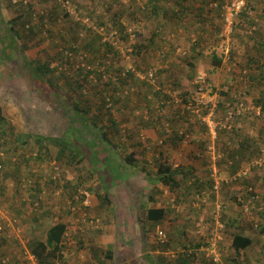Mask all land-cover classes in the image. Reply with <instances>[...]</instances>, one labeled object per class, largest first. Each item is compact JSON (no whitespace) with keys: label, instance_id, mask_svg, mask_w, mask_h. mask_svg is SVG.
<instances>
[{"label":"rangeland","instance_id":"1","mask_svg":"<svg viewBox=\"0 0 264 264\" xmlns=\"http://www.w3.org/2000/svg\"><path fill=\"white\" fill-rule=\"evenodd\" d=\"M228 1L0 0V101L14 126L0 169V210L8 224L1 233V264H38L40 259H31V244L45 237L54 210L72 206L77 215L73 224L80 223L72 231L73 239L83 236V222L94 216L96 226L86 224L90 229L84 235L100 239L104 253L112 256L93 260L94 249L77 244V249L67 250L66 258L52 264H180L181 257L190 254V243H201L203 237L213 243L214 228L203 230V219L213 216V209L202 205L197 216L189 208L194 193L187 185L182 188L188 195H180L158 180L159 164L167 157L175 166H193L201 179L216 168L222 181L230 184L210 194L212 203L225 206L221 214L225 261L242 264L264 258V0H249L246 12L236 15L227 30L223 6ZM117 21L129 29V38H118L112 28ZM28 22L36 25L32 33L23 28ZM13 28L22 39H14ZM139 45L144 51L137 56ZM179 48L187 56L179 54ZM38 64L45 66L41 75ZM152 68L154 83L146 77ZM202 84L205 102H223L227 108L230 103L237 112L243 101L249 110L230 119L227 129L218 130L212 154L204 122L207 107L186 104L189 113L175 117L186 135L177 146L165 145L162 127L155 122V110H161L163 102L156 91L177 95L179 103L192 102L201 98L197 88ZM231 97L234 101L228 100ZM146 98L156 101L153 110ZM255 107H261V116ZM227 108L216 115L218 120ZM82 121L88 124L79 133L85 126ZM164 126L170 134L173 125L165 121ZM246 139L251 145L241 148L240 141ZM65 143L79 155L67 150L62 157ZM232 150L239 152L238 161L231 160ZM17 152L19 159L14 161L11 157ZM110 166L115 170L112 175L104 172ZM34 167V185L22 188ZM247 168L249 176L260 180L230 183ZM247 184L254 185L256 200L246 196ZM97 192L109 200L92 211L100 202ZM152 207L166 209L160 223L147 219ZM37 214L42 215L39 222L33 220ZM234 218L235 227L227 225ZM159 228L167 235L162 241ZM240 230L253 245L239 258L231 242L233 232ZM206 248L202 246L201 253Z\"/></svg>","mask_w":264,"mask_h":264},{"label":"trees","instance_id":"2","mask_svg":"<svg viewBox=\"0 0 264 264\" xmlns=\"http://www.w3.org/2000/svg\"><path fill=\"white\" fill-rule=\"evenodd\" d=\"M21 2H22V0H21ZM176 5L181 6L182 3L177 2ZM249 5H250L249 0H246V6L239 13L246 12ZM220 6H222V2L220 4ZM184 9H187V7H185ZM238 14H237V16H238ZM30 16L33 18L32 15H30ZM120 16H121V13H119V17ZM237 16H235V19H237ZM45 17L46 16L44 15L43 18H45ZM48 19L49 18H47V20ZM51 20H52V17H51ZM117 23H118V25H115L112 28L117 31L118 38L121 40H122V38L123 39H126L127 37L129 38L131 34L129 33V31H128L129 29H127L126 25L122 24L119 21H117ZM33 24L34 23L28 22L27 25H25L23 28H25L29 33H32L33 31H31V30H34V27L36 26V25L33 26ZM41 28H42V26H41ZM12 31L14 34L13 35L14 39H22L23 36L21 35V32L19 30L13 28ZM134 35L136 38H138L137 30L134 31ZM141 46L142 45H139V47H137V49L135 50L137 56L142 55V53L144 51V48ZM183 50L184 49L181 48V51H177V52L179 54H183V55L187 56L188 53H186V51H183ZM214 61H217L218 63L221 62V60L219 58H215ZM44 67L45 66H43L42 64H38V67L36 70L40 75L45 72L43 70ZM152 69H154V68H152ZM150 70L151 69H149L148 71H150ZM157 73H158V71H157ZM129 76L133 77L134 71L129 70ZM155 94L160 96V99H159L160 101H163L161 103L162 109L161 110H155V112H156L155 118L157 119L155 122H156L157 126L159 125L162 127L161 135H162V138L165 136L164 144L167 145L169 143L170 144L169 147L177 146L179 142L181 143L184 135H186V134L184 132L180 131L178 123H175L177 121L175 119V117L180 116L184 112L189 113V109L186 106V104H188L189 101L185 100L183 103H177L175 101V97H174L175 95H173V94H167V93H164L162 91H156ZM146 100L148 101L147 104H148L149 108L153 110V107L155 106L156 101L153 100L152 98H146ZM228 100L234 101V98L231 97ZM262 104H263L262 108L264 110V101L262 102ZM184 105H185V107H182L183 108V111H182L180 106H184ZM226 108L227 107L225 106V103H223V102L219 103L218 104V113L223 112V110H226ZM205 109H206V112H208V108H205ZM163 111H164L165 115H163V117H162ZM236 115H238V114H236ZM239 117H242V116H239ZM141 118H140V122H142ZM148 119H149V117H148ZM165 121L167 123H171L173 125L172 132L170 134H168L167 130L165 129V126H164ZM82 124L85 126H82L81 129H79V133H83V129L87 128L88 122L82 121ZM13 131H14V126L11 124L10 121H8V119L4 113L2 103L0 101V135H1L2 139L4 137V139L1 143L2 144L1 146L4 150L6 149V146H4V145H8V146L11 145L10 144L11 143L10 134H12ZM89 136H90L89 139L93 138L92 133H89ZM102 136H107V134L102 133ZM240 145H241V148H247L249 145H251V143H250V141L248 142V139H246V141H240ZM64 146H66V147H64L61 151L62 157L66 156L67 150H69L71 154L79 155L78 149H75L73 151V149H71V147H69L68 144H66V143ZM14 148H16V147H14ZM17 153L19 154L20 152H17ZM229 153H230V157H231L232 161H238L239 160V152H236V150H232ZM242 157L244 158V156H242ZM12 158H13V156L11 157V159ZM128 159H129V162H131L132 164L136 163V161L133 160L132 157L129 156ZM93 162H95V161H93ZM114 166H116V165H113L112 167H114ZM119 166L120 165H118V168H116V171H120L122 169ZM114 171L115 170L111 169V166L109 167V169L104 170V172L106 174H109V175H112ZM157 174H158V180L161 183H163L165 186H167L170 191H178V192L181 191L180 195H183V194L188 195V191L187 190L184 191L182 188L185 185L188 186V188L194 193L192 196L194 198V202L189 208L192 209V211L193 210L196 211L197 216L199 215L198 211L201 210L200 207L202 205L204 207V206H208L210 203H212L213 199H211L210 194L215 193V184L216 183H215V179L212 176L210 170L208 171L209 176L208 175H207V177L203 176V179H201L200 178L201 176L198 175V170L195 169L193 166H183V164L175 166L174 162L171 161L170 158L167 157L166 160L164 159V161H162L159 164ZM236 175H239V173H236ZM248 177H249V175L242 176V174H241V175H239L238 180L231 181L230 183L233 184L234 182H238L241 180V178H244L245 179L244 181H246V179H248ZM247 181H250V179ZM253 186L254 185H252V184H247V187H246V196L251 197L252 199L257 196L255 194L256 192L254 191L255 189ZM26 187H31V186L30 185L25 186V184H24V187H22V188H26ZM225 187H230V184L223 182L221 184L220 189L223 191V189ZM250 187H252L253 189L250 190ZM221 190H220V192H221ZM103 191H105V190H103ZM105 192L109 196V194H108L109 191L106 190ZM19 193L22 194L23 192L20 191ZM97 193L99 195L100 207H101V205H103L108 198H106L107 197L106 194L104 196H100V193L99 192H97ZM71 199L75 202L78 201L77 199L74 200L73 196H71ZM178 200L180 201L181 199H178ZM253 200H256V199H253ZM24 202L26 203V201H24ZM36 207L37 208H35V209L39 208L38 206H36ZM63 211H68L69 213H73L74 212L73 206L72 207H65L63 209H59L58 211H54V213L51 214L52 223L48 227L45 237L41 240L35 241L30 246L32 253L38 259H40V261H39L40 263L52 264L57 259L59 261H61L65 256L66 248H64V246H68L71 248V247H76V245H77L76 241L72 238V231L75 229L74 228L75 225L73 224V221L70 222L67 220L66 221L63 220V214H62ZM166 212L167 211L165 208L152 207V208L148 209L146 216H147L148 220L160 223L161 220H163L164 217L166 216ZM41 213H44L43 215H45V216L49 215V212L44 211V210ZM38 214H37V216L34 217L35 219L37 218L36 219L37 222H39V220H41V217H42V215L38 216ZM213 214H214V212H213ZM197 216H196V218H197ZM16 217L17 216H15V218ZM213 219H214V216H210L208 218L206 217L205 219H203V230H205V228H207V226L209 228H211V227L214 228L211 224V222H213ZM195 220H198V218L194 219L193 222ZM210 220H211V222H209ZM191 221L192 220L189 219V222H191ZM222 221H223V217H222ZM0 222H1V218H0ZM205 222H206V224H205ZM236 222L237 221L234 218L227 225H233V227H235ZM89 223L96 226L97 221L95 220L94 216L90 217L89 219H87L86 221L83 222V224H85V225L86 224L89 225ZM195 223H197V221H195ZM79 224L80 223H78V225H76V226H79ZM199 226H201V223L199 224ZM6 229H7V227L4 226L3 230L0 231V235H2L1 233H4V231ZM158 230H161V229L159 228ZM158 230H157V232H158ZM162 232H164V234L166 235V233L163 229H162ZM222 237H223V239L219 243L220 244L219 250L223 249V247L225 248V246H226L225 245L226 238L223 235H222ZM0 238H1V241H3L2 240L3 237H0ZM166 238H167V235H166ZM78 244L80 247L82 246V243L80 241L78 242ZM5 245L6 244H3V247ZM208 245L209 244L205 241L204 237H203V242L201 241V243L200 242L195 243V244L190 243L188 245L189 246L188 251H190V254H187L186 257H181L179 263L180 264H196L197 261H199V262H202V264H206L209 261L210 262L209 264H213L214 262L211 261L210 257L208 256V250L206 248V246H208ZM252 245H253V239L250 236L244 234L243 231L240 230V231L233 232L231 246L235 250V253L237 254V256L239 258H240L241 253L245 254V252L248 251ZM202 246L206 248L205 249L206 251H203L201 253V247ZM111 256H112V252H109L108 257H111ZM246 262L247 261H245L243 263H246ZM0 264H1V261H0ZM101 264H104V262L101 261Z\"/></svg>","mask_w":264,"mask_h":264},{"label":"built area","instance_id":"3","mask_svg":"<svg viewBox=\"0 0 264 264\" xmlns=\"http://www.w3.org/2000/svg\"><path fill=\"white\" fill-rule=\"evenodd\" d=\"M14 2H17V0H14ZM246 6V0H229L226 5L223 6V9L225 10V13L223 14V18L224 21L226 23V28L227 30L230 28L232 29L233 25H234V19L235 16ZM178 51H181V48L178 49ZM140 78L144 79V77H142V75H138ZM147 79L149 81H151V83H154L156 81V71H154V69H151L147 75H146ZM201 86V87H200ZM200 87V88H199ZM199 90L201 98L196 100V101H192L189 102L187 105L189 106V108L191 107H199V108H203V105H205L208 108V113L207 116L208 117H204V122L207 124V127L209 129V133L211 135V144L208 146L209 152H211L212 154L215 153L214 150V146H215V141L218 138V130L219 129H227L228 125L230 123V119H233V117L238 114V115H243L245 114L248 110L249 107L246 106V104L243 101H239V105H238V111L236 112L232 107L231 104H228V108H227V113L226 114H222V116H220V120H218L217 118V114L218 113V104H214L212 105V101H208L209 103L205 102L203 100V92H204V86L199 85L197 88V91ZM177 96V95H175ZM239 99V98H238ZM195 100V99H194ZM175 101L177 103H179V100L177 98H175ZM230 109V110H229ZM236 109V110H237ZM256 112V114L258 116L262 115V111H261V107H255L254 108ZM264 115V114H263ZM264 117V116H263ZM4 139V137H3ZM1 135H0V169L3 168L4 164H3V159L4 157L6 158V152L3 150L2 148V141H3ZM19 155L20 153H15L13 160L14 161H18L19 159ZM221 157V156H220ZM214 158V157H212ZM216 160V158H215ZM214 173H212V176L215 179V192L219 193L220 191V187L221 184L223 183L221 177L218 174V171L216 168L213 169ZM212 170V172H213ZM246 171V172H245ZM249 169H245L241 172L242 176H246L249 174ZM37 169L36 167H34L33 169H31L30 171V177L27 179H24L25 182H29V185L32 186L34 185L35 182V177L37 176ZM239 175H235L233 176V178H231V181H236L238 180ZM27 186V185H25ZM253 188L250 187V190H252ZM258 196L254 197L253 199H257ZM223 206L222 204H220L219 201L216 202L215 208L213 209V222H214V229L212 231V233L215 235L213 238V243H208L209 245L211 244L210 249L208 250V256L210 257V260L213 261L216 264H224L222 262V258H223V254L222 252L219 250V243L220 241L223 239L222 235L224 236V230H225V223L222 221V215H220L222 213L223 210ZM4 212L0 210V218H1V222H0V231L3 230L5 225H8L7 223L3 222L4 219ZM16 221V219L14 220ZM13 228V227H12ZM206 229V228H205ZM158 235L160 240H164L166 239V235L164 234V232H162V230H158ZM31 259L32 260H37L38 258L31 253ZM4 264H7V262L5 261ZM38 264H46V263H39ZM249 264H264V260L262 261H258V262H253V263H249Z\"/></svg>","mask_w":264,"mask_h":264},{"label":"crops","instance_id":"4","mask_svg":"<svg viewBox=\"0 0 264 264\" xmlns=\"http://www.w3.org/2000/svg\"><path fill=\"white\" fill-rule=\"evenodd\" d=\"M260 177V176H259ZM259 177H256V176H249L248 177V179L247 180H249L250 178H259ZM260 180V178L258 179V181ZM262 180V182H264V178L263 179H261ZM251 182H252V180H250ZM257 181V182H258ZM256 182V183H257ZM21 184H25V185H29V182L27 181V182H25L24 180H23V182H21ZM123 194H124V192H123ZM264 194V193H263ZM94 198V197H93ZM262 198H263V195H262ZM98 199H99V197H98ZM28 203H26L25 205H27ZM212 203H210L208 206H206V210H210V208H209V206L211 205ZM29 205V204H28ZM99 205H100V202L94 207V208H92V211H97V209L99 208ZM128 205V203L126 204V206ZM130 209H131V207L130 206H128ZM162 208H164V207H162ZM30 211V210H29ZM55 211V210H54ZM58 211V210H57ZM20 212H22L20 209L18 210V213H20ZM47 212H49V211H47ZM29 214H31V215H33L32 213H30L29 212ZM62 214H63V220L64 221H73L74 219H75V216H77V215H74V214H72V213H69L68 211H63L62 212ZM19 215V214H18ZM17 215V216H18ZM167 215V214H166ZM33 220H35V218H33ZM32 220V221H33ZM22 221H24V220H22ZM76 222V221H75ZM83 227H85V229L86 228H88V229H90V227H87L86 225L85 226H83ZM83 227H81V228H83ZM75 229L76 228H78V226H75L74 227ZM85 229L84 230H82V231H80L81 232V234L83 235V236H79L78 237V240L77 239H75L74 238V240L76 241V243L78 244V242L80 241L81 243H82V245H84V246H87L86 247V250H89V249H94V251H95V254L93 255V257H92V259L94 260V257H97L98 255H99V257H102V256H108L109 255V251H108V255H106L105 253H104V251H105V249H103V242L100 240V239H96V240H94V239H91V237L90 236H86V235H84V233H85ZM1 236H3V235H0V237ZM5 237V236H4ZM73 238V237H72ZM3 240V239H2ZM4 240H5V238H4ZM83 240V241H82ZM0 241H1V238H0ZM64 248H66V250H65V256H64V258H66V252H67V250H69L70 249V247H68V246H64ZM78 248V246H76V247H73L72 249H77ZM64 252V251H63ZM10 257V256H9ZM11 258V257H10ZM12 260V259H11ZM8 262V261H7Z\"/></svg>","mask_w":264,"mask_h":264},{"label":"clouds","instance_id":"5","mask_svg":"<svg viewBox=\"0 0 264 264\" xmlns=\"http://www.w3.org/2000/svg\"><path fill=\"white\" fill-rule=\"evenodd\" d=\"M249 174H250V171H249ZM248 174V175H249ZM236 175V174H235ZM239 175H241V173H239ZM254 187V186H253ZM255 192H257L256 190H254ZM216 193V192H215ZM256 194V193H255ZM257 195V194H256ZM258 196V195H257ZM216 202L217 201H215L214 203H212L210 206H209V208L210 209H214L215 208V205H216ZM225 207V206H224ZM261 209H262V207H260ZM212 213H213V211H212ZM225 229H226V227H225ZM224 233H225V230H224ZM159 241H161L160 239H159ZM220 251L222 252V254H223V258H222V262L224 263V264H231V263H228V262H226L225 261V259H224V257H225V254L223 253V251H222V249H220ZM262 260H264V258L262 259ZM262 260H260V261H262ZM258 262V261H257ZM249 263H253V262H246V263H242V264H249ZM213 264H216V263H213Z\"/></svg>","mask_w":264,"mask_h":264}]
</instances>
